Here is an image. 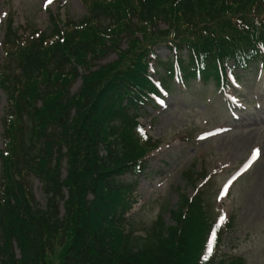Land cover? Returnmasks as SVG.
Wrapping results in <instances>:
<instances>
[{"label":"trees","instance_id":"obj_1","mask_svg":"<svg viewBox=\"0 0 264 264\" xmlns=\"http://www.w3.org/2000/svg\"><path fill=\"white\" fill-rule=\"evenodd\" d=\"M87 4L88 15L80 22L67 23L63 30L52 25L50 37L63 34L60 41L43 46L45 32L30 41H22L11 27L6 33L12 65L0 72V88L9 103L3 124L6 152H0V264H28L33 243L42 254L35 262L32 257L33 264H97V258L98 264H200L208 229V210L200 196L191 201L181 197L174 208L162 210L173 226L160 215L136 235L124 218L136 183L124 176L138 166L144 170L142 158L153 149L136 137L133 111L145 100L153 46H186L191 54L209 56L207 76L218 79L227 60L242 61L257 51L259 42L264 44V0ZM124 39L126 49L121 50ZM110 52L118 58L92 71L100 56ZM122 63L127 66L119 68ZM79 66L82 85L72 95L69 87L79 77ZM30 178L41 184L45 209L32 196ZM65 239L64 251L51 255Z\"/></svg>","mask_w":264,"mask_h":264},{"label":"rangeland","instance_id":"obj_2","mask_svg":"<svg viewBox=\"0 0 264 264\" xmlns=\"http://www.w3.org/2000/svg\"><path fill=\"white\" fill-rule=\"evenodd\" d=\"M6 13L7 22L13 20L15 25L22 26L21 30L27 34H30L31 26L34 28L32 31L45 29L52 17H59L62 23H77L86 14L82 0H0V64L3 59L1 44ZM136 37L141 40L140 36ZM122 48L126 49L125 46ZM157 53L161 57L167 55L164 49ZM116 58L118 55L111 54L99 63L105 64ZM125 66L127 64L122 63L119 68ZM241 81L240 87L232 91V96L241 97L239 107L245 105V110L237 115L238 121L230 118L219 95L215 97L214 102L202 103L204 98L196 102L194 96L197 94L194 90L190 91L191 95L174 91L168 98V108L161 109L159 113H152L151 109H146L142 122L154 139L163 142L161 148L148 158V168L139 180L138 204L132 211L134 222L131 227L136 230V235H141V232L150 228L161 206L166 211L172 208L181 196L190 197L194 194L196 189L190 187L191 184L193 187L198 185V177L196 175L188 186L189 182L184 178V172L193 171L198 174L203 164L207 173L212 175V186L207 190V199L214 203L221 197L217 192L218 185L233 172L234 168L244 163L252 147L259 146L261 149L259 161L234 183L229 196L223 200L226 212L233 217L234 225L226 235L221 236L222 245L218 255L235 256L243 259L245 264H264V125L259 121L260 111L250 103L256 99L260 85L252 79L251 72ZM79 86L80 81L75 82L71 93H75ZM6 113L7 101L0 91V152L5 150L2 122ZM220 126L225 127L226 132H220L205 141L199 140V132ZM223 167L225 170L221 171ZM214 169H217L215 174ZM64 174L62 171V176ZM28 182L38 206L44 208L48 200L42 192L41 184L35 178L28 179ZM63 213V209H60V215ZM162 220L168 225L171 224L166 212H163ZM28 241L29 239L23 240L25 243ZM31 245H34V250L39 253H34L33 250L29 254L31 261L28 264H33L39 258L36 255H42L36 243ZM55 246L51 255L57 254L58 257L68 246V240H60ZM93 263H100V258L94 259Z\"/></svg>","mask_w":264,"mask_h":264},{"label":"snow or ice","instance_id":"obj_3","mask_svg":"<svg viewBox=\"0 0 264 264\" xmlns=\"http://www.w3.org/2000/svg\"><path fill=\"white\" fill-rule=\"evenodd\" d=\"M161 103H163V102H161ZM221 219H223V217H221Z\"/></svg>","mask_w":264,"mask_h":264}]
</instances>
